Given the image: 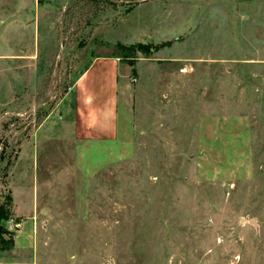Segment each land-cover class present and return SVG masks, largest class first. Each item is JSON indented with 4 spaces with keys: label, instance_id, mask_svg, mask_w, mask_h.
<instances>
[{
    "label": "rangeland",
    "instance_id": "obj_1",
    "mask_svg": "<svg viewBox=\"0 0 264 264\" xmlns=\"http://www.w3.org/2000/svg\"><path fill=\"white\" fill-rule=\"evenodd\" d=\"M0 264H264V0H0Z\"/></svg>",
    "mask_w": 264,
    "mask_h": 264
},
{
    "label": "crops",
    "instance_id": "obj_2",
    "mask_svg": "<svg viewBox=\"0 0 264 264\" xmlns=\"http://www.w3.org/2000/svg\"><path fill=\"white\" fill-rule=\"evenodd\" d=\"M118 58L98 57L73 83L76 125L86 138L112 140L118 132Z\"/></svg>",
    "mask_w": 264,
    "mask_h": 264
},
{
    "label": "trees",
    "instance_id": "obj_3",
    "mask_svg": "<svg viewBox=\"0 0 264 264\" xmlns=\"http://www.w3.org/2000/svg\"><path fill=\"white\" fill-rule=\"evenodd\" d=\"M140 46H142V45H140Z\"/></svg>",
    "mask_w": 264,
    "mask_h": 264
}]
</instances>
